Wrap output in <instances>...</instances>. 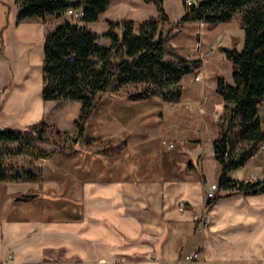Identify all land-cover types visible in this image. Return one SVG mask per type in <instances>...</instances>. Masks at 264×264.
I'll list each match as a JSON object with an SVG mask.
<instances>
[{"label": "crops", "instance_id": "obj_1", "mask_svg": "<svg viewBox=\"0 0 264 264\" xmlns=\"http://www.w3.org/2000/svg\"><path fill=\"white\" fill-rule=\"evenodd\" d=\"M17 15L15 0H0V130L45 121L75 138L81 103L43 97L45 41L61 20L18 22ZM198 45L211 51L209 41ZM210 64L203 59L194 77L182 79L176 103L130 100V86L110 90L75 146L41 144L59 153L22 165L41 166L42 180L1 181L0 264H264V194H233L205 208L222 173L214 151L221 76L210 83ZM252 176L264 180V153L230 174ZM25 194L37 196L16 201ZM206 213L211 223L202 232Z\"/></svg>", "mask_w": 264, "mask_h": 264}, {"label": "trees", "instance_id": "obj_2", "mask_svg": "<svg viewBox=\"0 0 264 264\" xmlns=\"http://www.w3.org/2000/svg\"><path fill=\"white\" fill-rule=\"evenodd\" d=\"M153 4L158 15L140 23L109 21L104 34L109 46L99 43V36L86 25L66 17L70 9L82 10L81 23L97 22L111 0H15L18 22L49 16L62 22L45 41L43 97L45 101H77L81 112L74 124L75 138L42 121L26 129L0 130V182L42 180V167L37 171L18 165L15 157L31 161L48 159L59 153L47 151L40 144L49 143V133L70 138L75 146L85 135L86 126L111 90L118 94L134 85L136 91L128 98L134 101L161 96L176 103L183 97L182 79L202 66L200 59L184 56L168 57L171 37L163 31L170 22L165 0H142ZM241 14L245 33L243 49H223L233 64V84L224 77L217 83V93L226 102L220 136L214 142L215 158L222 166L219 186L223 193L216 199L233 194L245 196L264 194V180L239 181L230 174L243 168L264 144L261 104L264 100V0H201L198 5L185 6L179 26L204 22L210 26L230 23ZM140 88V89H138ZM240 127L237 130V127ZM58 146V142H54ZM215 201L209 202V208Z\"/></svg>", "mask_w": 264, "mask_h": 264}, {"label": "rangeland", "instance_id": "obj_3", "mask_svg": "<svg viewBox=\"0 0 264 264\" xmlns=\"http://www.w3.org/2000/svg\"><path fill=\"white\" fill-rule=\"evenodd\" d=\"M185 0H167L166 1V11L173 21L177 25L171 24L170 22L163 27V31L168 33L171 37L168 50L169 58H177L179 55L189 56V59H199L203 63V59L207 62L211 61V64L206 67L209 75V81H213L216 76L224 77L230 84H233V64L227 58L222 55L223 48L239 50L243 49L245 42V33L241 24V14H237L230 23L220 24L218 26H210L204 22H189L184 23L179 26L178 22L185 14ZM153 9L156 10V6L153 4H148L142 0H112L108 10L100 16L99 21L90 24L81 23L79 20H75L70 16H66L73 22L86 25L89 30L96 33L99 36V43L101 45L109 46L110 41L104 34L108 31V22L114 21H135V23H140L148 20L152 16ZM61 20V19H59ZM62 22V20L60 21ZM230 27L233 29V34L229 30L223 32V27ZM231 37V38H230ZM210 42L211 51L202 54L199 51L200 46H196L199 42H204L207 45ZM174 46L179 49H175ZM196 48H195V47ZM173 52H175V57H173ZM214 59V60H213ZM197 72H194L189 77H194ZM210 88L211 87L210 85ZM133 86L127 88L128 92H135ZM140 89V88H138ZM223 105L225 107L226 102L223 100ZM224 113V111H223ZM261 116L264 120V100L261 104ZM264 127V126H263ZM239 126L237 130H239ZM49 143H44L45 146L52 148L61 147V141H65V144L70 148L73 147L70 138L57 136L55 131L48 134ZM63 138V140H62ZM67 139V140H66ZM54 142H58V146L54 145ZM41 146V144H40ZM65 146V145H64ZM264 153V149H259L256 154ZM255 154V155H256ZM18 165L27 164L30 160L28 157L21 156L17 159ZM21 162V164H20Z\"/></svg>", "mask_w": 264, "mask_h": 264}, {"label": "built area", "instance_id": "obj_4", "mask_svg": "<svg viewBox=\"0 0 264 264\" xmlns=\"http://www.w3.org/2000/svg\"><path fill=\"white\" fill-rule=\"evenodd\" d=\"M200 1L201 0H185V3L187 6L190 7V6L198 5ZM65 15L70 16V17H74L76 19H81L83 17L84 13L82 10L70 8L65 12ZM196 80L199 81L200 78L197 77ZM263 126H264V121H263ZM261 149H264V144H262L260 146V150ZM255 180H257V179L254 176H252V177H250V179H248V181H255ZM222 193H223V190H221L218 183H214L211 185L210 189L207 190V192L205 194V208L207 211L210 209L209 205H208L209 202L215 201ZM210 223H211V216L208 213H206L200 222V230L203 232L207 228V226L210 225ZM198 256H199L198 254H195V255L188 257V259L194 260V259H197Z\"/></svg>", "mask_w": 264, "mask_h": 264}, {"label": "water", "instance_id": "obj_5", "mask_svg": "<svg viewBox=\"0 0 264 264\" xmlns=\"http://www.w3.org/2000/svg\"><path fill=\"white\" fill-rule=\"evenodd\" d=\"M37 195L36 194H25V195H21L20 197H18L16 199V201H28L31 198H35Z\"/></svg>", "mask_w": 264, "mask_h": 264}]
</instances>
